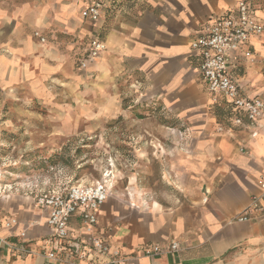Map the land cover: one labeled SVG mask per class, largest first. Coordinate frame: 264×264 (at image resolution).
<instances>
[{
  "label": "crops",
  "instance_id": "obj_1",
  "mask_svg": "<svg viewBox=\"0 0 264 264\" xmlns=\"http://www.w3.org/2000/svg\"><path fill=\"white\" fill-rule=\"evenodd\" d=\"M95 1L102 12L97 22L82 18L80 0H0V78H27L33 88L49 78H96L113 93L118 78L131 73L127 67H135L140 78L164 85L162 93L185 107V152L170 170L174 191L143 205L119 198L109 202L113 182L96 233L126 258L120 264H264V216L233 221L262 193L264 119L255 127L247 121L234 127L227 105L212 102L190 48L193 37L235 11L240 0ZM253 5L264 23V0ZM95 38L106 50L81 66L93 73L82 77L74 65L86 60ZM244 50L253 57L235 53L230 72L246 96L264 100V35L253 37ZM199 87L204 96L196 94ZM12 220L17 222L8 227ZM69 231L68 240L58 239L48 225V211L34 197L0 196V264H57L49 252L64 264H111L110 256L91 247L80 216L71 219ZM173 242L179 244L176 252L154 259L141 255L147 246Z\"/></svg>",
  "mask_w": 264,
  "mask_h": 264
},
{
  "label": "rangeland",
  "instance_id": "obj_2",
  "mask_svg": "<svg viewBox=\"0 0 264 264\" xmlns=\"http://www.w3.org/2000/svg\"><path fill=\"white\" fill-rule=\"evenodd\" d=\"M74 67L82 77L93 74ZM127 68L131 73L118 78L113 93L96 78H49L37 88L27 78H0V196L34 197L65 184H91L111 172L109 202L143 205L174 191L170 170L185 152V107L162 93L164 85Z\"/></svg>",
  "mask_w": 264,
  "mask_h": 264
},
{
  "label": "built area",
  "instance_id": "obj_3",
  "mask_svg": "<svg viewBox=\"0 0 264 264\" xmlns=\"http://www.w3.org/2000/svg\"><path fill=\"white\" fill-rule=\"evenodd\" d=\"M84 7L81 10L83 19L97 22L102 16L101 5L95 0H80ZM253 1L240 0L236 10L216 18L201 34L193 37L190 48L196 54L199 62V71L211 95L212 102L218 104L223 101L230 109V121L234 127H242L247 121L249 126L255 127L264 119V100L258 97H248L230 72L232 56L244 51L247 58L252 53L244 48L253 37L264 35V23L255 16ZM34 37L42 44L47 42L40 32H34ZM106 50L104 42L98 38L89 43L86 60L81 63L85 68L89 61L99 58ZM219 127L218 131H223ZM256 132L252 134L253 137ZM244 148L241 149L244 152ZM108 173L100 181L91 184H65L50 188L34 196L36 205L48 211V225L54 235L60 240L70 238L69 223L75 216H80L86 227L88 241L94 251L103 256L111 257V264H120L126 260L119 251H112L106 241L96 233L99 215L102 207L109 199L113 185ZM262 193L254 196L250 204L239 214L234 222H249L254 216H264V182L261 184ZM33 192H31V195ZM17 221L7 224L10 227ZM179 249V244L171 243L167 247L160 245L147 246L142 249L141 255L156 258L164 253H173ZM26 252V250H24ZM48 258L57 264L66 263L54 252L48 253Z\"/></svg>",
  "mask_w": 264,
  "mask_h": 264
}]
</instances>
